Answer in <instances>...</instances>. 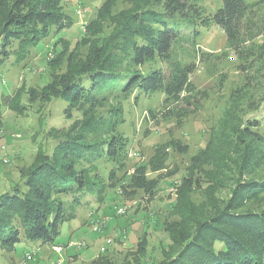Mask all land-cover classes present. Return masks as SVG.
<instances>
[{"label":"trees","instance_id":"1","mask_svg":"<svg viewBox=\"0 0 264 264\" xmlns=\"http://www.w3.org/2000/svg\"><path fill=\"white\" fill-rule=\"evenodd\" d=\"M117 1L103 0L84 24V52L78 46L62 50L61 72L25 93L29 106L60 99L67 117L72 109L82 115L68 128L51 127L52 153L38 150L32 163L19 169L18 181L0 194L1 249H13L21 237L55 244L64 222L94 199L101 201L107 185L119 183L114 172L123 166L128 147L117 133L120 110L108 106L100 112L109 100L134 92L162 94L158 107L146 110L145 121H171L172 134L209 99V91L192 79L198 64L210 73L215 60L232 52L241 82L174 186L172 219L162 226L169 242L156 264H264V0H222L212 15L190 0H121L126 6L119 9ZM64 2L0 0V70L11 54L18 61L53 28L67 26ZM213 25L225 34L220 53L203 51L196 42L199 27ZM225 77L219 76L220 86ZM107 83H116L117 90L96 94ZM21 100L15 93L8 108L29 109ZM169 150L186 154L188 145L170 138L134 168L127 187L153 196L157 178L146 173L163 169ZM99 162L112 165L110 184L97 171ZM145 246L144 235L138 252Z\"/></svg>","mask_w":264,"mask_h":264},{"label":"rangeland","instance_id":"2","mask_svg":"<svg viewBox=\"0 0 264 264\" xmlns=\"http://www.w3.org/2000/svg\"><path fill=\"white\" fill-rule=\"evenodd\" d=\"M103 0H65L63 10L69 16L67 26L59 31L54 28L42 41L33 45L27 55L15 61L13 54L0 70V194L9 191L19 179V169L28 167L38 150L52 153L55 141L48 135L51 127L68 128L81 117L80 109H72L70 117L64 112L67 104L54 100L47 104L26 101L28 89H39L54 73L64 68L60 52L78 48L86 49L83 41V26L94 15ZM212 15L221 6L222 0H190ZM253 3L257 0H244ZM126 2L118 0L116 8H123ZM189 29L183 27L182 31ZM198 47L207 52L220 53L225 46V34L215 25L199 27ZM214 62V69L207 73L203 64H198L192 79L200 88L209 91V99L203 110L190 117L185 125L174 130L171 121L157 125L145 121V112L157 108L162 94L152 96L132 93L127 98L120 95L106 103L107 107L120 110L117 133L127 142L123 166L114 173L119 183L106 186L101 201L93 200L91 206H83L77 217L64 222L55 244L27 241L21 237L13 249L0 247V264H156L161 251L168 245V237L162 226L171 220L170 209L174 201V186L185 173L189 157L202 147L209 131L215 125L221 110L225 107L232 88L241 82L240 72L232 52ZM216 64V65H215ZM226 77L223 86L218 78ZM117 90L116 83L102 84L96 94L110 95ZM19 92L22 103L29 109L20 112L8 108L7 102L14 100ZM88 138L93 134L87 133ZM96 137V135H94ZM102 136V134H101ZM94 137V138H95ZM178 138L188 145V153L177 154L169 150L165 166L158 171L148 170V178H157L153 196L143 190L127 187L134 168L146 164L155 149L170 138ZM89 168L86 165H81ZM110 163L99 162L97 171L105 184H110ZM93 171L90 175H93ZM123 186V187H122ZM225 196L226 192H220ZM194 199H198L195 194ZM122 211V213H119ZM145 233V234H144ZM146 236L143 253L138 252L137 242ZM30 254L29 258L25 254Z\"/></svg>","mask_w":264,"mask_h":264},{"label":"built area","instance_id":"3","mask_svg":"<svg viewBox=\"0 0 264 264\" xmlns=\"http://www.w3.org/2000/svg\"><path fill=\"white\" fill-rule=\"evenodd\" d=\"M83 30H84V26H83ZM119 213H122V211H120ZM29 255H30V254H28V253L25 254V256H26L27 258L30 257Z\"/></svg>","mask_w":264,"mask_h":264}]
</instances>
